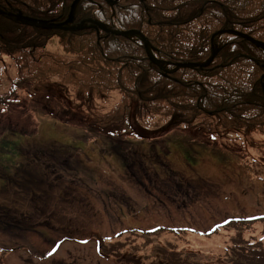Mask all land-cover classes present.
Listing matches in <instances>:
<instances>
[{
	"label": "rangeland",
	"instance_id": "rangeland-1",
	"mask_svg": "<svg viewBox=\"0 0 264 264\" xmlns=\"http://www.w3.org/2000/svg\"><path fill=\"white\" fill-rule=\"evenodd\" d=\"M227 1L210 2L204 15L208 7L224 14L219 5ZM251 9L241 17L258 20ZM70 10L67 20L72 16L75 28L76 8ZM166 30L145 36L149 42ZM222 31L228 43L252 50L218 70L240 68L233 77L240 75L242 88L233 90L247 91L244 72L255 73L252 82L262 72L264 80V67L254 64L260 38ZM54 38L48 48L60 54ZM158 58L159 64L150 60L156 69L149 75L181 87L185 82L175 74H199L214 62L198 67ZM6 61L0 63V95L17 76L14 61ZM185 63L194 67L176 66ZM38 85L46 88H32L0 109V264H264V125L240 131L229 123L225 135L182 124L160 132L166 117L131 114L127 129L121 93L88 101ZM116 128L121 135L113 134Z\"/></svg>",
	"mask_w": 264,
	"mask_h": 264
},
{
	"label": "trees",
	"instance_id": "trees-1",
	"mask_svg": "<svg viewBox=\"0 0 264 264\" xmlns=\"http://www.w3.org/2000/svg\"><path fill=\"white\" fill-rule=\"evenodd\" d=\"M74 1L35 0L34 3L28 4L26 0H0V9L1 6L4 7L0 11V63L6 64L4 56H8L17 67V76L9 78L8 91L0 95V109L24 92L31 94L32 88L33 92L35 88L45 89L42 85L33 87L42 83L62 89L66 94H83L88 101L93 98H106L114 92L121 93L124 106L119 112L125 115L123 120L127 121V129L132 128L131 114L132 117L144 120L166 117L167 120L163 123L166 125L160 132L182 124L185 129L202 128L206 131H216L219 135L226 130L224 125L229 123L237 125L239 130L258 129L264 125V93L260 77L252 82L255 73L244 72L243 78L249 81V85L243 88L248 90L235 92L233 89L242 88L240 75L233 77L240 68L230 66L232 69L221 68L218 72L219 67H227L229 62L241 54L249 56L252 52L250 46L220 42V50L211 68L199 69V74L193 71L178 72L175 78L185 82L184 85L170 86L164 79L149 75L154 74L153 69L156 67L151 63L143 42L136 37L108 35L103 31H100L99 35L96 28L68 35L55 29L44 31L26 28L18 21L1 15L3 11L16 8L36 19L64 23ZM205 1L199 3V0H140L144 11L140 12L139 9L125 8L123 0L116 1L117 5L112 8L106 0H86L75 7V23L79 24L89 17L98 19L104 25H112L114 19L115 25L122 31L136 29L144 36L152 33L155 28L165 27L166 33L149 39L150 47L155 51L157 58L160 56L161 60L167 63H204L212 54L211 38L216 32L238 27L242 28L240 30H251V22L243 19L241 15L246 13L253 3L260 4L256 18L258 21L264 20V1L260 3V0H231L228 3L231 11L225 12L226 17L222 14V20H217L218 26H215L216 16L211 12L204 15L208 5ZM162 4H177V7L181 4L189 7L174 10L165 8ZM233 8L236 10L233 11ZM260 10L263 15H260ZM162 12L182 13L185 17L168 19L160 15ZM253 32L256 36L263 35L259 31ZM54 37H57L62 48L60 54L48 48ZM234 44L243 51L238 50ZM254 53L257 58H261L258 51ZM256 61L262 71L264 59ZM230 78L231 81L228 82ZM243 99L247 101H242ZM216 111L217 114L226 112V119H219L216 123L215 113L209 116ZM111 120L116 122V119ZM133 120L132 118V122ZM118 130L120 129H112L113 134L121 135Z\"/></svg>",
	"mask_w": 264,
	"mask_h": 264
},
{
	"label": "water",
	"instance_id": "water-1",
	"mask_svg": "<svg viewBox=\"0 0 264 264\" xmlns=\"http://www.w3.org/2000/svg\"><path fill=\"white\" fill-rule=\"evenodd\" d=\"M106 1L108 2L110 0H106ZM79 2H80V0H75L74 1V3L72 4V10L75 9L76 5ZM1 14L3 16H5V17L12 18L15 21L20 22L21 24L28 25V26H35V27H39V28H43V29H61V30L74 31V30H77V29H79V30L89 29L91 27V28H96L98 32L104 31L107 34L122 35V36H125V37H128V38L138 37L144 43L145 50H146L150 60L154 64H159V62H158L159 60L154 58V55L152 53V49L150 47V44H149L148 40L138 30L119 31V30H116L114 28L109 27L108 25H104L101 22H99L97 20H94V19L86 20L85 22L82 21L81 22L82 24L79 23L75 28H71L70 24H72V22H73L72 16L67 21H65L64 23L55 24V21H53L51 23L49 21H43V20L30 18V17H24L23 15H21L22 13L16 15L13 12H5L4 11V12H1ZM70 14H71V12H70ZM221 34H223V31L219 32L218 36L221 35ZM240 35H242V34H240ZM242 36L245 37L246 39H248L251 42L255 41L254 39H252V38H250V37H248L246 35H242ZM256 42H257V45L260 48L264 49V43L258 42V41H256ZM216 54H217V50L214 48L213 51H212L211 57L206 62H204V63H196L194 65H196L198 67L206 66V64L210 65L213 62L214 57L216 56ZM176 66H177V68H179V67H188V66L191 67V68L194 67L193 65H190V63L176 64ZM263 87H264V83H263Z\"/></svg>",
	"mask_w": 264,
	"mask_h": 264
},
{
	"label": "flooded vegetation",
	"instance_id": "flooded-vegetation-1",
	"mask_svg": "<svg viewBox=\"0 0 264 264\" xmlns=\"http://www.w3.org/2000/svg\"><path fill=\"white\" fill-rule=\"evenodd\" d=\"M204 0H199V3H202ZM217 1V0H216ZM215 0H206L204 3L205 4H209V2H216ZM231 0H228L227 1V4H223V3H221L220 5H219V7L223 10V12H224V17H226L225 16V12H230L231 11V8L229 7V2H230ZM145 3H146V1H145ZM113 4V3H112ZM147 4V3H146ZM163 5V7H165V8H172V9H174V10H182V9H184V8H187V7H189V5H186V6H181V4H179V6L180 7H177L178 5L177 4H175V5H173V4H162ZM123 6L125 7V8H127V9H132V10H136V9H139L138 11H140V12H144L143 11V7L141 6V3H140V0H123ZM259 6L260 5H257V4H253V5H251V7L250 8H256V10L259 8ZM174 7V8H173ZM12 8H14V7H12ZM209 9H212L211 7H208L207 8V12H211L212 13V15L213 16H215V13H214V11L213 10H209ZM15 10H16V8H15ZM233 11H235L236 9L235 8H233L232 9ZM252 10V9H251ZM6 11H8V12H14V10H6ZM71 11V10H70ZM236 13V12H235ZM222 14L223 13H221V15H216V18H214V20H216V22H217V20H222ZM236 14H238V13H236ZM160 15H162V17H164V18H168V19H171V18H180V17H185L182 13H179V14H170V13H165V12H162ZM239 15V14H238ZM237 15V17H239ZM176 16V17H175ZM88 19H92V18H89V17H87ZM87 18H85V20L87 19ZM245 46V45H244Z\"/></svg>",
	"mask_w": 264,
	"mask_h": 264
},
{
	"label": "bare ground",
	"instance_id": "bare-ground-1",
	"mask_svg": "<svg viewBox=\"0 0 264 264\" xmlns=\"http://www.w3.org/2000/svg\"><path fill=\"white\" fill-rule=\"evenodd\" d=\"M3 8L4 7H2L1 6V9L0 10H3ZM39 20H43V21H47V20H45V19H39ZM28 26V25H27ZM30 28H32V29H38V30H41V29H43V28H40L39 29V27H32V26H29ZM55 30H60L61 31V29H55ZM249 37V36H248ZM256 52L258 51V53H259V56L261 57V58H257L256 57V60H258L259 61V59H264V57L261 55L262 53L264 54V49H258V50H255ZM4 58L5 59H11V57H8V56H4ZM255 64V66H257L258 68H259V66H260V64L259 63H254ZM263 75V73L262 72H260V77ZM263 83H264V80H261V85H262V88H263Z\"/></svg>",
	"mask_w": 264,
	"mask_h": 264
}]
</instances>
